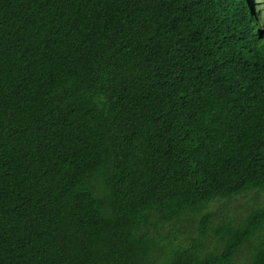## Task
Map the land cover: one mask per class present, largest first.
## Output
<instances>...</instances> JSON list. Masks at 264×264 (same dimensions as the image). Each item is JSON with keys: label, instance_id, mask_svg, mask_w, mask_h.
<instances>
[{"label": "trees", "instance_id": "trees-1", "mask_svg": "<svg viewBox=\"0 0 264 264\" xmlns=\"http://www.w3.org/2000/svg\"><path fill=\"white\" fill-rule=\"evenodd\" d=\"M249 3L0 0V264H264Z\"/></svg>", "mask_w": 264, "mask_h": 264}, {"label": "rangeland", "instance_id": "rangeland-1", "mask_svg": "<svg viewBox=\"0 0 264 264\" xmlns=\"http://www.w3.org/2000/svg\"><path fill=\"white\" fill-rule=\"evenodd\" d=\"M254 2V1H253ZM261 2L262 0H256L255 1V6H256V10H261ZM264 18V15H263ZM263 24H264V19H263ZM247 202V199L240 197L238 200L236 201H232L231 203L228 204V206H226L221 212H225L228 213L227 216H231L233 213H240L242 211V206L244 203ZM222 209V206H219V210ZM221 216V215H220ZM220 216L218 217V219L220 218ZM186 225L188 228H190V230H195L193 227L189 226L187 222L183 221V223ZM214 242V241H213ZM213 242H211L210 240L205 244L203 251H207L210 250L213 246Z\"/></svg>", "mask_w": 264, "mask_h": 264}, {"label": "clouds", "instance_id": "clouds-1", "mask_svg": "<svg viewBox=\"0 0 264 264\" xmlns=\"http://www.w3.org/2000/svg\"><path fill=\"white\" fill-rule=\"evenodd\" d=\"M255 1L256 0H250L249 4H250L251 8L253 9L255 16H258L260 18L261 28H262V30H264V24H263L264 0H262V2H261V10L260 9L256 10Z\"/></svg>", "mask_w": 264, "mask_h": 264}]
</instances>
